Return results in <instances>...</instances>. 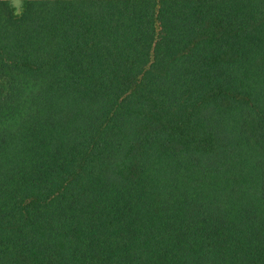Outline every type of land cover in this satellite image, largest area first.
Returning <instances> with one entry per match:
<instances>
[{"label": "trees", "instance_id": "16d2710c", "mask_svg": "<svg viewBox=\"0 0 264 264\" xmlns=\"http://www.w3.org/2000/svg\"><path fill=\"white\" fill-rule=\"evenodd\" d=\"M0 264H264V0H0Z\"/></svg>", "mask_w": 264, "mask_h": 264}, {"label": "rangeland", "instance_id": "374dc122", "mask_svg": "<svg viewBox=\"0 0 264 264\" xmlns=\"http://www.w3.org/2000/svg\"><path fill=\"white\" fill-rule=\"evenodd\" d=\"M10 1L17 8V10H19L20 4H21V0H10Z\"/></svg>", "mask_w": 264, "mask_h": 264}]
</instances>
